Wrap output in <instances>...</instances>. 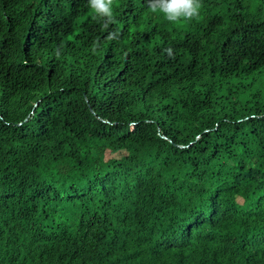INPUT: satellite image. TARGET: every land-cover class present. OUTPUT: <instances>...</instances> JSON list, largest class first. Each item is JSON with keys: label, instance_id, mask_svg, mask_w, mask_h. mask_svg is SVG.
<instances>
[{"label": "trees", "instance_id": "obj_1", "mask_svg": "<svg viewBox=\"0 0 264 264\" xmlns=\"http://www.w3.org/2000/svg\"><path fill=\"white\" fill-rule=\"evenodd\" d=\"M113 12L0 0V264H264V0Z\"/></svg>", "mask_w": 264, "mask_h": 264}, {"label": "clouds", "instance_id": "obj_2", "mask_svg": "<svg viewBox=\"0 0 264 264\" xmlns=\"http://www.w3.org/2000/svg\"><path fill=\"white\" fill-rule=\"evenodd\" d=\"M115 0H89L94 17L99 18L105 28L115 23L113 5ZM149 9L152 13L162 14L169 23L192 21L199 17L202 9V0H148ZM119 32L109 34V38H118ZM99 47V42L94 44L93 52ZM172 55V50L167 49Z\"/></svg>", "mask_w": 264, "mask_h": 264}, {"label": "rangeland", "instance_id": "obj_3", "mask_svg": "<svg viewBox=\"0 0 264 264\" xmlns=\"http://www.w3.org/2000/svg\"><path fill=\"white\" fill-rule=\"evenodd\" d=\"M240 202H242V200H240Z\"/></svg>", "mask_w": 264, "mask_h": 264}]
</instances>
